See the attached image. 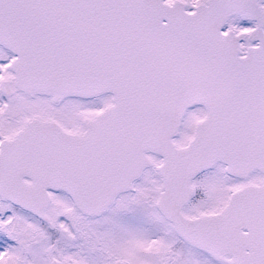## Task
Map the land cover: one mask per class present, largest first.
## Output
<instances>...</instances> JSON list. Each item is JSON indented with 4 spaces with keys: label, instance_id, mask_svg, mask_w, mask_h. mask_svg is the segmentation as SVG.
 I'll return each instance as SVG.
<instances>
[{
    "label": "snow or ice",
    "instance_id": "6c2138e0",
    "mask_svg": "<svg viewBox=\"0 0 264 264\" xmlns=\"http://www.w3.org/2000/svg\"><path fill=\"white\" fill-rule=\"evenodd\" d=\"M0 264H264V0H0Z\"/></svg>",
    "mask_w": 264,
    "mask_h": 264
}]
</instances>
